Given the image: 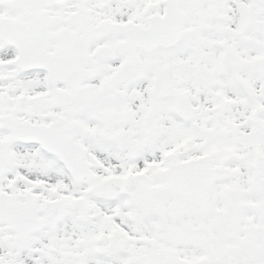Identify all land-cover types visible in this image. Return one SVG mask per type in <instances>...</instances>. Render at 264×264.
I'll use <instances>...</instances> for the list:
<instances>
[{
	"label": "snow or ice",
	"instance_id": "snow-or-ice-1",
	"mask_svg": "<svg viewBox=\"0 0 264 264\" xmlns=\"http://www.w3.org/2000/svg\"><path fill=\"white\" fill-rule=\"evenodd\" d=\"M0 264H264V0H0Z\"/></svg>",
	"mask_w": 264,
	"mask_h": 264
}]
</instances>
